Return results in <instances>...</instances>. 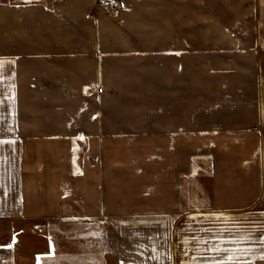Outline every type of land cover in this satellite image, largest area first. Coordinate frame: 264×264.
<instances>
[{
    "label": "crops",
    "instance_id": "obj_1",
    "mask_svg": "<svg viewBox=\"0 0 264 264\" xmlns=\"http://www.w3.org/2000/svg\"><path fill=\"white\" fill-rule=\"evenodd\" d=\"M112 1L91 16L96 0H0V220L48 223L12 264H264V0ZM136 38L184 63L192 40L203 61L223 40L255 69L137 71ZM203 154L209 199L186 208Z\"/></svg>",
    "mask_w": 264,
    "mask_h": 264
},
{
    "label": "rangeland",
    "instance_id": "obj_2",
    "mask_svg": "<svg viewBox=\"0 0 264 264\" xmlns=\"http://www.w3.org/2000/svg\"><path fill=\"white\" fill-rule=\"evenodd\" d=\"M106 1L112 0H96L93 5V12H91V16L95 13V10L101 7V4ZM152 16V15H151ZM141 18H146V15H142ZM136 24L140 27L147 23L145 22H136ZM193 32V31H192ZM134 36L138 38L146 37L148 35V31L144 29L140 30L139 28L133 31ZM137 42L140 44L137 45H125L122 46V56L126 57L127 63L130 65L133 64L135 70L137 71H145L151 70L152 66L158 64L159 69H165L167 65H171L174 67L176 71L182 70L183 66L186 64L190 66L191 70V78L192 82H195L197 85L198 78V71L207 70V72L214 73L215 70L221 71L222 77L225 75L232 76L233 80L238 81H246L247 80V73L251 72L255 69V63H253L249 59V55L247 53V48L242 45H230L227 42V45H222L223 40H208L207 45V55L218 53L219 60H214V58H210L207 56V60H199V46L198 40H192L191 44V60L187 63H184L181 57L182 54V45H175V46H159L158 50L154 49L151 45L143 44L146 40L142 38L137 39ZM235 42H241L242 40L234 39ZM237 40V41H236ZM165 41V39H164ZM227 41V40H225ZM245 41V38H244ZM209 42L212 44L209 45ZM214 42H217L214 44ZM220 44H219V43ZM234 43V44H236ZM238 50H241V54L238 53ZM211 51V52H209ZM154 53L156 55L159 54L158 62L155 61ZM171 53H174L175 57L172 59L171 62H167L166 58ZM230 53V56L228 55ZM237 53V54H235ZM172 55V54H171ZM228 55V56H225ZM220 57L228 58L229 60H222ZM128 59H130L128 61ZM147 74H144L142 80L149 85V78L146 77ZM140 76V75H139ZM210 75H207L206 78V85H211L215 81V78H210ZM135 81L140 80L137 76L134 78ZM212 80V83H210ZM221 78H219V81ZM250 80V78H249ZM100 85H97L99 87ZM195 86V85H194ZM101 87V86H100ZM201 158H198V155L192 157V166L198 167L194 170L191 167L190 173L184 176V184L185 186V198H186V208L190 209H200L204 207L206 199L205 195L200 193L202 181L205 182L206 191L209 190V175L208 172L205 171V168L209 165V160L211 159V155L203 154ZM194 161V162H193ZM195 171V172H194ZM198 171V172H196ZM205 196V197H204ZM209 199V197H207ZM206 201V200H205ZM48 229V223L46 219H36V220H29V221H1L0 220V264H12V255L11 250L15 248L17 250H32L38 249L39 246L45 244V238L43 237V232Z\"/></svg>",
    "mask_w": 264,
    "mask_h": 264
},
{
    "label": "built area",
    "instance_id": "obj_3",
    "mask_svg": "<svg viewBox=\"0 0 264 264\" xmlns=\"http://www.w3.org/2000/svg\"><path fill=\"white\" fill-rule=\"evenodd\" d=\"M101 7H103L107 13L113 14L120 9L121 5L116 1H106L101 4ZM99 90H102V87H99Z\"/></svg>",
    "mask_w": 264,
    "mask_h": 264
},
{
    "label": "snow or ice",
    "instance_id": "obj_4",
    "mask_svg": "<svg viewBox=\"0 0 264 264\" xmlns=\"http://www.w3.org/2000/svg\"><path fill=\"white\" fill-rule=\"evenodd\" d=\"M2 67H3V62L0 61V69H2ZM86 91H87V90H86ZM81 139H83V137H81ZM74 151H75V149H74ZM216 251H227V250H226V249L216 248Z\"/></svg>",
    "mask_w": 264,
    "mask_h": 264
}]
</instances>
